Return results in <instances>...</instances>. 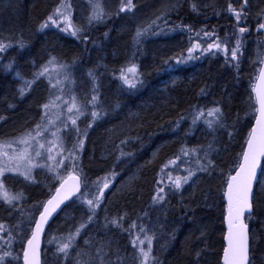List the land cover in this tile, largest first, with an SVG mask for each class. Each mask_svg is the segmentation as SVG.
<instances>
[{"label":"trees","instance_id":"16d2710c","mask_svg":"<svg viewBox=\"0 0 264 264\" xmlns=\"http://www.w3.org/2000/svg\"><path fill=\"white\" fill-rule=\"evenodd\" d=\"M65 1L17 0L13 8L0 3V43L6 46L0 51V129L10 128L0 134V142L18 145L16 137L29 131L35 135L36 125L49 115L59 119L52 125L48 118L43 124L47 131L41 129L38 137L48 143L58 134L62 149L54 159L38 147L37 138L31 140L32 156L42 153L35 155L34 171L72 170L83 180L80 194L44 236L43 264L51 246L69 243L67 235L74 245L55 264H141L146 237L151 240L148 264H221L225 189L257 111L254 86L264 58V30H258L264 0H248L239 23L228 8L240 10L244 0H133L132 11L123 12L122 0H114L110 9L101 0L99 21L90 23L88 12L79 19L74 9L77 36L48 21ZM43 24L48 27L41 29ZM240 27L246 31L240 33ZM45 66L48 72L36 79ZM132 67L135 74L128 72ZM25 81L35 82L25 88ZM72 97L82 115L67 111ZM51 101L55 106L42 107ZM190 172L177 189L174 181ZM58 183L39 179L23 186L34 206L30 233ZM100 190L98 206L90 208L87 201L95 202ZM157 194L163 200H154ZM247 222L250 264H264V162ZM78 229L87 234V244L79 243L82 236L76 239ZM30 233L11 229L13 254L22 258ZM137 238L144 243L133 247Z\"/></svg>","mask_w":264,"mask_h":264},{"label":"snow or ice","instance_id":"6c2138e0","mask_svg":"<svg viewBox=\"0 0 264 264\" xmlns=\"http://www.w3.org/2000/svg\"><path fill=\"white\" fill-rule=\"evenodd\" d=\"M248 3V0H244V3L241 5L240 10L234 9L229 5L228 11L230 13H233L236 17L237 22L239 23L241 20V15L243 13L244 8L246 7ZM64 6V5H62ZM135 7L133 4V0H122L120 11H132V9ZM56 12L58 14L60 13V9H57ZM103 10L99 3H97L94 6L93 14L89 17V22L91 23L92 20H101L103 19ZM67 20L68 17H65ZM49 20L52 21V23H56V21L49 17ZM48 27L47 24L41 25V29ZM72 29L70 31V35L77 36L80 29L79 28H73L72 25L69 22V26L67 28L62 29L63 31H69V29ZM258 30H264V23L259 24ZM246 29L244 27L239 28V32L243 33ZM142 35L141 30H137L136 38L138 42V38ZM215 47L219 48L220 46L214 45ZM5 45L3 43H0V51H3L5 49ZM198 47V46H197ZM212 47V46H210ZM239 41H237V47L236 49L231 51V58L233 60L237 59V53L239 51ZM191 51V49L189 50ZM227 51V49H225ZM55 62V58L49 61V64H52ZM179 62V61H178ZM48 72L47 66L45 68L36 74V79H39L41 76H44ZM128 72L135 74V68H129ZM125 80V83L129 84L130 87H136V84L132 82V80H129L126 77H122ZM261 80L264 82V72H261ZM35 81H25V88H31L32 83ZM61 82L58 80L56 84H53L52 87H56ZM257 92V102L259 103V116L256 118V126L253 127L249 133L248 139L246 141L247 149L242 154V160L243 163L239 166V171L236 173V175L231 176L229 183H228V191L226 193L228 197L229 202V217H228V225H229V232L227 236L228 245L224 249L223 254V264H247L248 260V237H247V225H245L241 219L245 211H249L251 209V203H250V197L252 192V185L253 181L256 177V169L259 164V160L261 157H264V90L260 88V86L256 89ZM20 94H24V88L20 90ZM58 99V97H57ZM96 100V97H92V102ZM55 106V101H51L48 104H44L42 107L44 109H49L50 107ZM75 110L78 114L82 115L81 108L76 103V98L72 97L71 105L68 107L67 111L69 113L73 112ZM219 109H214L213 112H219ZM47 114V113H45ZM212 114V113H209ZM92 117L96 118L98 116L97 112H92ZM72 125L76 124V119H71ZM211 123V122H209ZM66 127V125H65ZM47 131V128L43 126L42 124H37L35 129V135H33L32 131H29L24 134L23 137L19 138L18 142L21 144H29L31 140H36L37 137L42 136L43 132L41 131ZM55 136L56 133H53ZM10 142H0V145H7ZM39 148H44L43 144H39L37 141ZM82 146V144H81ZM50 152L51 149H48ZM194 151V150H193ZM5 156H7V153H4ZM36 156H41L42 153L37 150L35 152ZM27 156V150H25V153L22 154L19 157H10L9 159H21ZM49 158H52L51 156ZM30 163V158H29ZM16 171H19V167L17 166ZM206 170V169H202ZM5 171H13L12 167H9L5 165V167L0 168V175H3ZM21 175H24L25 179H31L30 175V169L25 171L24 173H21ZM192 173L190 172L188 176L183 178H177L174 181L175 187L178 189L181 187V179L184 183H187L188 179L191 177ZM71 182V184H70ZM108 183L105 182L103 184V188H108ZM0 187H2V184H0ZM68 189V191H63L64 189ZM73 191H79V177L74 175H69L67 180H63L61 187L56 190V194L47 201V204L44 206L43 212L40 214V221L36 224V229L32 234V238L28 240V250L24 253L25 258V264H39L38 260V238L40 232L43 230V225L47 222L48 217L56 211V209L60 206L61 203H63L64 200L68 199L70 195L73 194ZM161 192L163 189L160 190ZM103 196V190H100L99 195L94 200H88L87 204L90 206V208H94L98 206L100 197ZM5 199L7 197L5 196ZM154 200L160 201L163 200V196L157 194L154 197ZM10 202V201H9ZM91 219V217H89ZM122 219V218H121ZM113 224L119 226L118 221H112ZM83 227V225L81 226ZM131 227H136V225H132ZM142 232L144 231L143 228L140 229ZM77 235H79V229L77 230ZM148 240V248L147 251H145L143 248L140 249L142 261L141 264H148L151 253V240L150 238H147ZM143 244V240H139L137 238V241H133V247H137L138 244ZM70 248V243H64L58 250L65 254V256L68 255V249ZM9 255L8 253H5V256ZM199 255V253H197ZM4 257L0 256V264H3ZM77 264H79V261H77Z\"/></svg>","mask_w":264,"mask_h":264},{"label":"rangeland","instance_id":"374dc122","mask_svg":"<svg viewBox=\"0 0 264 264\" xmlns=\"http://www.w3.org/2000/svg\"><path fill=\"white\" fill-rule=\"evenodd\" d=\"M16 1L17 0H13L12 2L10 0H0V3L1 5L3 4V6H5L6 8H13L14 5L17 4L15 3ZM102 1L104 2V6L110 9V6L113 4L114 0H102ZM102 1L98 0V2L93 3V5L92 3L89 5L90 0H67L56 8V10L60 9L61 14H58L55 10L54 14L52 15V18L56 21V23H52V21L48 19V21L50 22V26L64 29L69 26V22H70L73 28H78V25H76L77 21L74 15V9L78 11L77 16L79 19L84 18L87 12L88 15L92 16L94 6L97 3H99V5L103 10ZM65 17H68V19L66 20ZM71 30L72 29L70 28L69 31H65V32L70 33ZM74 111L75 110H73V112ZM48 118H50L52 125H54L55 122H59V119L56 121L52 120L50 115ZM48 118L42 123V125L44 123H47ZM9 131H10L9 127H4L0 129V134L1 133L6 134ZM23 136L24 135L16 137L14 139V141H17L18 145H16L15 142H10L7 145H0V168L5 167V165L13 168V171H5L3 175H0V184H2V187H0V207H2L0 208V256H3L5 262L7 261L8 264H16L17 260L22 259L20 256L13 254L12 250L10 251L9 249L12 243V239L9 237L11 235L10 234L11 229L16 230L19 234H23V235H25L26 232L30 233V230L28 229V222H29V218H31V213L34 211V206L27 201V196L24 194L23 186L34 185L35 183H37L39 179H43L46 183L53 185L55 182H60L64 177H66L68 173L70 174V172L72 171L71 170V171L61 172L55 170L53 173L50 174L49 172L48 174L45 173V175L42 173L37 174L36 171H34L36 151L33 154L34 157L31 154L33 142L30 141L29 144L19 143L18 142L19 138ZM62 136L64 137V131H62ZM58 138L59 136L56 133L55 136L53 135L52 138L53 140L51 142L47 143L46 141V143H42L40 142V139L38 137L37 140L39 141V144H43V145L45 144L44 148L42 149L44 150L46 149L47 151L48 149H51L50 156L52 155L56 156L58 153L61 152L62 149L59 148L60 142ZM16 146H19V149ZM25 150H27V156H25L24 158L11 159V160L9 159L10 157L21 156L22 154L25 153ZM4 153H7L8 155L5 156ZM29 158H30V163H29ZM51 159H54V157ZM74 164L75 163L72 162L73 167L76 166ZM17 166L19 167V171L15 170ZM29 169H30L31 179H25L24 175H21V173H24ZM8 176H10L9 180H12L11 182L8 180ZM131 179L132 178L126 179L125 185H128ZM5 196L7 197V199H5ZM69 214L70 213L68 211L64 212L63 218H66ZM79 233H80L79 235L76 234V239L82 236L79 243L83 245L87 244V241L85 239V236L87 234L85 232H79ZM66 237L69 240L70 247L74 245L72 244V242H74L73 238L70 235H67ZM5 253H8L9 255L5 256ZM64 255L65 254L60 252L58 248L55 249L54 246L53 247L51 246V249L48 250L49 260L46 262V264H55V262L58 263L62 259H64L63 257Z\"/></svg>","mask_w":264,"mask_h":264},{"label":"water","instance_id":"95a60500","mask_svg":"<svg viewBox=\"0 0 264 264\" xmlns=\"http://www.w3.org/2000/svg\"><path fill=\"white\" fill-rule=\"evenodd\" d=\"M261 72H264V58L262 60V63H261V66H260V70H259V73H258V76H257V79L255 81V86H254V95H255V100H256V107H257V111H256V116H255V119L253 121V124L251 126V129L253 127L256 126V118L259 116V112H258V109H259V103L257 102V99H256V96H257V92H256V89L258 86H260V88L262 90H264V82H262L261 80ZM251 131V130H250ZM247 149V144L245 145V148H244V151ZM243 151V152H244ZM263 162H264V157H261L260 160H259V164H258V167L256 169V177L253 181V185H252V192H251V197H250V203H251V209H250V212L249 211H245L243 216L241 217L243 223L245 225H247V237H248V260H247V264H250V248H251V231H250V225L248 224L247 222V217L250 216L252 213H253V199H254V195H255V188H256V185L257 183L259 182V178L261 176V173H262V168H263ZM243 163V160H242V157H241V160H240V163L237 167V169L234 171V173L231 175V176H234L236 175V173L239 171V166L240 164ZM69 175H74V176H78L79 177V191H73V194L69 196L68 199L64 200L63 203L60 204V206L56 209L55 212H53L47 219V222L43 225V230L40 232L39 234V238H38V241H37V244H38V260H39V264H43L42 263V249H43V239H44V236L48 230V228L50 227V225L52 224V222L57 218V216L64 210V208L68 205V203H70L71 201H73L78 195L79 193L81 192L82 190V185H83V180L81 178L80 175L78 174H69ZM69 175H67L65 178H63L59 184L56 186V188L54 189V192L45 200V202L43 203V206H42V209L41 211L38 213L35 221H34V224H33V227H32V231H31V234L30 236L28 237V239L26 240L25 242V246H24V250H23V255H22V263L25 264V258H24V253L26 250H28V240H30L32 238V234L33 232L35 231L36 229V224L40 221V214L43 212L44 210V206L47 204V201L49 199H51L55 194H56V190L59 189L61 187V184L63 182V180H67ZM230 176V177H231ZM230 177L228 179V182H227V185H226V189H225V202H226V214L224 216V224H225V234H224V249L227 247L228 245V240H227V236H228V232H229V225H228V217H229V202H228V197L226 195L227 191H228V183H229V180H230ZM71 184V182H70ZM63 191H68V189H64ZM224 249H223V252H222V256H221V264H223V254H224Z\"/></svg>","mask_w":264,"mask_h":264}]
</instances>
